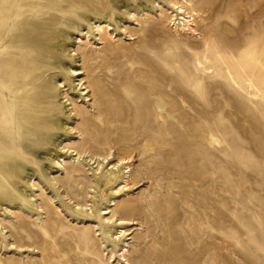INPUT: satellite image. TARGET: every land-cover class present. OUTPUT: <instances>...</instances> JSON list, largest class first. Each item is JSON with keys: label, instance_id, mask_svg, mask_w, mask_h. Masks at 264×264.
I'll return each instance as SVG.
<instances>
[{"label": "rangeland", "instance_id": "1", "mask_svg": "<svg viewBox=\"0 0 264 264\" xmlns=\"http://www.w3.org/2000/svg\"><path fill=\"white\" fill-rule=\"evenodd\" d=\"M0 2V264H264V0ZM58 28L87 101L18 53ZM17 71L60 129L13 138Z\"/></svg>", "mask_w": 264, "mask_h": 264}, {"label": "bare ground", "instance_id": "2", "mask_svg": "<svg viewBox=\"0 0 264 264\" xmlns=\"http://www.w3.org/2000/svg\"><path fill=\"white\" fill-rule=\"evenodd\" d=\"M11 1V0H8ZM183 6L177 7L176 9H179V13L183 12L182 9ZM6 12H8L6 14ZM11 11H7V8L5 7L4 2H0V37L5 36V35H11L6 32L8 28V23L11 22L12 15H9ZM174 17V16H173ZM180 21V19H177ZM175 21V19H173ZM193 19H187L185 20L186 25L190 26L193 23ZM59 24L58 18L54 19L53 22H51L49 25H56ZM174 26V22L172 23ZM175 24H181L178 21L175 22ZM182 25H184L182 23ZM93 28H95L97 31H102L101 29L103 26L107 27L105 24H92ZM107 36L111 37L108 31L104 32ZM68 33L66 30L58 28L55 30H50L49 33L47 29L43 31L39 37V41H36L34 44L29 45V47L24 48L25 45L20 44V43H15L16 45H20V51L18 53H30L31 57H33V60L35 61L34 63L38 65L39 67H45V66H50L51 70H58L59 72H56L55 74H52L51 79L43 78L42 85L37 89V93H41V97L44 99H47L49 102H53V96H52V86L54 83V79L56 80L59 74H62L67 83L68 87L70 90V94L72 95H79L78 98L80 97H86L87 101V91L86 87L82 88V85L84 83H81V80H75L77 81V84L73 86H69V83L71 79H76L78 75H81V72L78 70L66 66V63L64 62V56H67L66 50L64 49V44L61 43L60 38L63 37L64 35H67ZM44 36V38H42ZM53 40V43H52ZM80 42V41H79ZM78 43V42H77ZM5 50V55L9 51V46H7V50ZM71 56V55H69ZM70 62H73L72 56L70 57ZM6 63L8 64H13V62L7 61ZM45 65V66H44ZM53 82V83H52ZM28 86V82L24 81V76H22L18 71L16 72V77H15V89H21L20 91H15L14 92V113H13V128H14V137L16 141H20L21 138H23V130L24 128H27V134L29 135H35L34 133L37 132L38 127L37 125H42V126H47V127H54L56 129H60L61 125L59 124V118L57 117V108L52 109L50 111V115L47 113L48 108H46L44 114L37 115L33 111V103L30 100L31 94H28L27 92L23 91L24 87ZM61 86H59L60 88ZM65 85L62 87L63 88V94H66V97H68L67 94V89L66 91L64 90ZM84 90L82 94H79V91ZM86 91V92H85ZM100 93V92H99ZM37 99V97H36ZM68 100V99H67ZM108 106H105V112L108 110ZM50 109L53 108L52 106H48ZM32 108V110H31ZM119 108V107H118ZM41 110V108H40ZM116 110V109H115ZM32 111V112H31ZM120 116V115H119ZM29 125V126H28ZM51 135H54L53 132H51ZM50 135V130H47V132H43V136H46L43 138V142H47L51 139ZM36 136V135H35ZM2 151H0L1 153ZM7 156L6 153L0 154V173H17L18 169H12L11 165L6 162V159L4 158ZM119 162V161H118ZM115 166V165H114ZM15 175V174H14ZM111 175L113 176L112 173H109V178L108 180V185L111 186L113 183L114 179L111 178ZM130 183L128 181V178L125 179V186H129ZM102 219H105L104 223L106 225L110 224V217H104L105 215H113L112 210L109 208H102ZM118 224H124L123 222H119ZM110 229H106V233H104L106 236H110L109 234ZM121 234V231L119 232ZM116 236L115 238H111L112 240H118L121 235ZM124 235V232L123 234Z\"/></svg>", "mask_w": 264, "mask_h": 264}]
</instances>
